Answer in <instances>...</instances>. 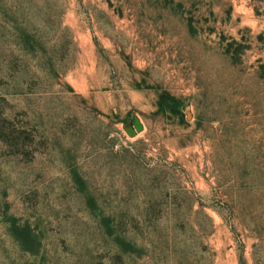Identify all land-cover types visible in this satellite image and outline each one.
Instances as JSON below:
<instances>
[{"label": "rangeland", "instance_id": "obj_1", "mask_svg": "<svg viewBox=\"0 0 264 264\" xmlns=\"http://www.w3.org/2000/svg\"><path fill=\"white\" fill-rule=\"evenodd\" d=\"M0 264H264V0H0Z\"/></svg>", "mask_w": 264, "mask_h": 264}]
</instances>
